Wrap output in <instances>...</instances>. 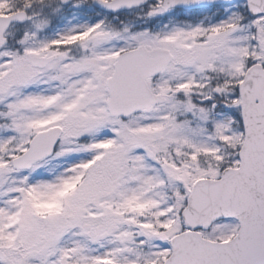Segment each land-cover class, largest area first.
<instances>
[{
  "label": "snow or ice",
  "instance_id": "1",
  "mask_svg": "<svg viewBox=\"0 0 264 264\" xmlns=\"http://www.w3.org/2000/svg\"><path fill=\"white\" fill-rule=\"evenodd\" d=\"M0 264H264V0H0Z\"/></svg>",
  "mask_w": 264,
  "mask_h": 264
}]
</instances>
